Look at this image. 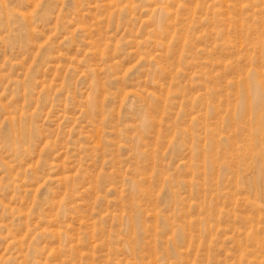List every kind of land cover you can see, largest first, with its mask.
<instances>
[{
    "label": "rangeland",
    "instance_id": "1",
    "mask_svg": "<svg viewBox=\"0 0 264 264\" xmlns=\"http://www.w3.org/2000/svg\"><path fill=\"white\" fill-rule=\"evenodd\" d=\"M0 264H264V0H0Z\"/></svg>",
    "mask_w": 264,
    "mask_h": 264
}]
</instances>
